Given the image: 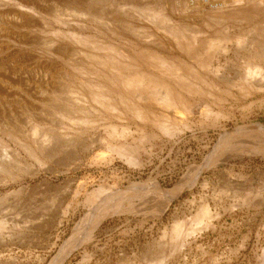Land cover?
<instances>
[{"label":"rangeland","instance_id":"1","mask_svg":"<svg viewBox=\"0 0 264 264\" xmlns=\"http://www.w3.org/2000/svg\"><path fill=\"white\" fill-rule=\"evenodd\" d=\"M31 1L0 0V14L10 5L24 16L10 29L17 41L0 48V61L10 56L0 62V141L8 148H0V264H264V88L203 74L201 88L211 94L182 90L183 110L149 104L158 122L119 120L128 114L121 103L112 110L91 98L95 85L113 83L88 58L97 51L87 43L111 44L142 70L162 75L138 53L150 48L176 64L184 58L175 44L161 42L163 33L148 21L149 13L162 11L155 0L144 9L142 0H93L95 17L72 16L56 0H36L40 9L30 17L18 6ZM185 2L165 11L183 26L203 28L202 37L211 36L215 28L205 25L213 9L196 7L207 0L191 7ZM107 15L122 21L114 25ZM253 16L229 19L230 33L241 40L238 54L216 55L208 60L212 69L242 72L264 54V14ZM8 27L0 19V30ZM146 36L154 38L144 41ZM57 48L63 57L52 56ZM187 58L195 70H204L201 57ZM212 80L222 87L212 88ZM107 88L119 101L120 94ZM82 91L87 102L79 101ZM34 124L56 139L38 161L22 146H35ZM112 127H127L128 134L113 138ZM6 129L19 142L10 141ZM121 144L136 154H119L114 147ZM202 206L213 216L208 226L197 221ZM180 223L185 234L172 238Z\"/></svg>","mask_w":264,"mask_h":264},{"label":"bare ground","instance_id":"2","mask_svg":"<svg viewBox=\"0 0 264 264\" xmlns=\"http://www.w3.org/2000/svg\"><path fill=\"white\" fill-rule=\"evenodd\" d=\"M51 1H53V0H51ZM60 1L62 2V0H56V2L60 4V6L63 8V10L65 12L73 13L72 16H79V15H81V16H92V17L96 16L95 14H93V11H92L93 10L92 7L94 6L93 3L95 2V0H94V2H93V0H65L62 3H60ZM142 1L145 4L142 9H144L145 7L151 6L150 4H152L149 0L148 1L150 3L148 2V4H146L147 3L146 0H142ZM211 1L212 2L215 1L214 4L209 3L208 0H207V3H204V2L198 3L197 0L196 1L195 0H186V2L184 3V5L185 6L187 5L188 7L196 6V4L198 3V6H196L198 9L200 8V6L203 8L211 7V9H213V12L210 11L211 13H209L207 15L205 28H207V27L213 28L214 27L215 28L213 31L214 33L211 36H204V37L201 36V34L204 33L203 28L191 26V27H193V29H191L185 25L183 26L180 24L181 22L174 20L165 11V8H169L167 10H171L174 12L176 10L175 5L179 2V0H155V2L153 1V3L155 4L154 7H157L158 9H161L162 11H161V13H159V12L149 13L148 14V21L153 24L154 28L159 30L158 32L163 33V36L160 37V38H162L161 42H165V43L170 42L172 44H175L177 49L180 52V56L184 58V59H179L177 61V64H176V63H173L174 58H172V59L168 58V56L166 54L159 53L157 51H152L150 48H146V49H143L142 51H140L138 53V55H139V57L142 58L141 60L145 63L153 64L156 67L155 68L156 70L161 69L162 75H159L156 72L150 73V72H147L145 70H142L140 68V66L138 64H136V62L134 63V61L131 57H129L124 52L119 51L118 49H116L111 44L103 43L101 41H99L97 43L93 42V41L91 43L88 42L87 44H90V46L97 51L96 55H89L88 58L94 59L96 62L100 63L99 65H101L103 68L106 69L105 70V73H106L105 76L110 77V79L113 83V86H114V87L109 86L107 84H106L107 86H99V85L96 86L95 85V87L93 88V90L90 93L93 101L99 102L100 103L99 105H102V106H103V104H101V103H104L105 105L108 104V106L110 105L109 108L112 110H114V107H116V105L122 104L125 107V109L128 110V114H124V116L123 115L119 116L118 117L119 120L131 119L132 121L136 122V120L139 119V121L141 120L145 123L147 122V124H148V122L150 120L151 121L154 120L155 122H158V120L155 118L156 117L155 107L154 106L152 107V105H149V104H155L157 106H160V107H162V109L164 111L172 110L171 112H173V111L177 112V110L181 111L184 108H186V106H187V103H185V100H186L185 96H183L181 94L182 90L189 92L190 94H193V95L199 94V96H200V94L201 95L202 94H206V95L211 94V92L205 91L201 88L202 80H200V78L205 79V78H203L204 77L203 74H205V76L207 75V77L211 75V76H213V78L214 77L220 78L221 76L228 77V79L231 81L232 85H235V84L237 85L238 80L244 81V83L246 84L244 86H249V88H257V89L263 90V88H264V54L259 53V54H261L260 56H255L254 58H251L252 64L247 63L248 66L244 65L245 68L242 72L239 71L240 68L238 70L237 68L233 67L234 68L233 71H229L226 73L223 72V75L219 73L220 70H214L211 68V62H212V59L216 55H220V54H227L228 55L229 53L230 54L231 53L232 54H236V53L238 54V50H239L241 40H238L237 36L230 33V28H229V24H228L229 19H234V18L240 19L241 17H247V16H252V15L255 16L257 14L259 16V14L260 15L264 14V0H211ZM102 2H104V1H102ZM38 3H39V1L37 2L36 0H33V2L31 1L30 5H28V4L26 5V3H24L26 6L23 5V3H21L18 6V9L21 10L22 12H28L29 16L32 17L40 9V6H38ZM135 3L137 4V2H135ZM134 4H133V6H134ZM140 4L141 3H138V5H140ZM204 4L206 6H204ZM5 6H6V8H8L9 11L7 12L5 10L6 13L0 14V19L3 20L4 23L10 27H8L9 30H8V28H4V29L0 30V48L1 47L5 48L6 45L14 44L15 40L17 41V39H15V37L13 36L14 33L11 32L10 29L17 27V25H18L17 23H19V18H20V21H22V19L24 18L23 14L21 12H20L21 15H19V16L17 13L15 14V11H14L15 8H10L9 7L10 5H5ZM154 7H152V8H154ZM139 9H141V8H138V10ZM147 9H149V8H147ZM18 13H19V11H18ZM29 16H27V17H29ZM105 20H109L110 22L114 23V25H115V22L117 23V22L122 21L121 19H119L117 17L113 18L111 21V17H109V15H107V18ZM63 23H64V21H63ZM122 23H125V22H121V24ZM26 26H27V24H26ZM217 29H218V31H217ZM65 34L68 35V37H74L76 39L81 38V36L78 35L79 33L77 34V33H73V32L72 33L66 32ZM114 34H117L116 29H115V32L113 33V35ZM214 34H215V36H214ZM69 35H72V36H69ZM217 35H219V36L217 37ZM20 36H22V34ZM153 36L152 37L146 36V37H144L143 40L144 41L147 39L151 40L152 38H154ZM241 36L243 37V35H241ZM165 37L168 39L167 41L164 39ZM215 37H216V39H215ZM247 37H248V35H247ZM85 39H87V38H85ZM81 41H83V40H81ZM152 42H153V40H152ZM248 42H250V41H248ZM248 42L246 40V44ZM261 42H262V45L264 46V37L261 38ZM159 45L161 46V48L166 47L163 45V43L162 44L160 43ZM159 45L157 47H160ZM242 45H244V44H242ZM242 45H241V47H243ZM248 47H249V45H248ZM245 48L246 47H244V49ZM5 49H7V46ZM5 49L2 48L0 51L5 50ZM57 50H58V48H57ZM61 51L60 50H58L56 52L53 51L52 56L58 57V54H59L60 57H63L64 53L63 54L60 53ZM67 51H68V49H67ZM68 52H70V51H68ZM191 53L194 54V57H201L202 58V59H200L201 60L200 66H201V68L204 69L203 71H205L206 73H203V71L200 73V70L197 71L198 69H196V70L194 69L195 66L191 67L190 64L186 63L187 61H190L187 57L191 56ZM220 58H221V56H220ZM8 59H10V56L7 55V57L5 59L1 60L0 62H4V64H5V62H7ZM210 59H211V62L210 61L208 62V60H210ZM105 60H107V62H110L109 67H107L106 64H104L102 62ZM247 62H249V61H247ZM0 64H3V63H0ZM125 64H132L134 66V69H132L130 71H125V69H126ZM178 72H180V73H178ZM163 73L166 75H163ZM174 73H176V74H174ZM210 86L212 88H220L219 86H221V85L217 84L216 82H214V80H212ZM75 87H74V89H75ZM88 87H89V85H88ZM107 87L114 89L117 93L120 94V96H121V98L119 99L120 102L118 100L116 101V97H117L116 94L113 91L108 90ZM231 88H233V86ZM232 90H230L229 92H232ZM123 91H125L128 94L127 97L129 99L126 97V95ZM69 93L70 92H68V94ZM74 93L77 94V92H73V94ZM78 94L80 95L79 101H85V102L88 101V99L86 97L87 95H85L83 93V91L81 93H78ZM79 95L77 97H79ZM202 97H203V95H202ZM77 99H79V98H77ZM108 102H110V103H108ZM200 103H201V101H200ZM65 107H64V109H65ZM62 109H63V107H62ZM82 109L83 108H81V110ZM79 111H80V109H79ZM68 112H70V111H68ZM84 113H86V112H84ZM65 114H67V113L65 112ZM82 114L83 113H81V116H82ZM84 115H86V114H84ZM0 122H1V120H0ZM0 124H1L0 125V131H1L2 129H5V128L2 125L3 123H0ZM149 125H151V124H149ZM31 128H32L30 131L31 137L34 138L35 146H29L26 144H22V146L24 147V149L26 150L27 153H29L34 159H36L38 161L39 156H40V158H41V156H44L46 154V152H48V150H50V149H47V147L51 148L54 145V142L56 139L54 138V136H50L51 134L46 133V131L43 130L42 126H40L38 124H34ZM111 129L112 130L110 132V136L113 138H119L120 139L121 137L128 134L129 128H127V127L122 128V131H119L117 129V127H112ZM141 130L142 129H140L139 131H141ZM141 132H143V131H141ZM4 133L10 141L17 140V137H16L14 130L7 131V129H6V131ZM27 135H28V133H27ZM67 139H68V136H67ZM0 148L3 150V152L8 151L6 144L1 142V141H0ZM114 148H115L114 150L116 152H118L119 154L124 155V156L125 155H132L133 156V154H136V152H137V150H135L134 148L132 149L131 147L129 148L128 146H125V145L116 146ZM47 155H48V153H47ZM4 169H3V165L0 164V172ZM212 219H213V216H212L209 208L207 206H202L200 208V211L198 212V217H197L198 223L199 224H205L206 226H208V225H210V221ZM173 232L174 233H173L172 238L179 237V236L185 234V233H183L184 232V226L181 223L176 224L174 226ZM176 239H178V238H176ZM157 263L160 264L161 260H158Z\"/></svg>","mask_w":264,"mask_h":264}]
</instances>
